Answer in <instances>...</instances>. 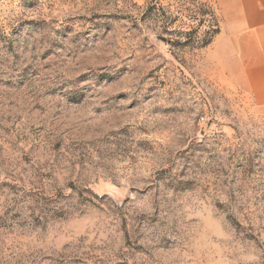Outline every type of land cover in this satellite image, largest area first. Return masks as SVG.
<instances>
[{
  "label": "rangeland",
  "instance_id": "rangeland-1",
  "mask_svg": "<svg viewBox=\"0 0 264 264\" xmlns=\"http://www.w3.org/2000/svg\"><path fill=\"white\" fill-rule=\"evenodd\" d=\"M262 25L264 0H0V264H264L237 79Z\"/></svg>",
  "mask_w": 264,
  "mask_h": 264
},
{
  "label": "crops",
  "instance_id": "crops-1",
  "mask_svg": "<svg viewBox=\"0 0 264 264\" xmlns=\"http://www.w3.org/2000/svg\"><path fill=\"white\" fill-rule=\"evenodd\" d=\"M262 26L264 27V25H262ZM250 27L258 28V27H261V25H260L259 21H257V22L252 21L250 23ZM260 32L261 31H258V29H256L250 35L257 37L258 33H260ZM262 32H264V29L262 30ZM240 38H238V40ZM238 40H237V42H238ZM238 48H239L240 53L242 51H244V47L242 46V44H239ZM260 56H261L260 59L258 57L257 59H255L252 62L253 66L250 67L251 73L249 74L250 80L248 81V79H246V78L244 79L243 77L241 79H239V78H237V79L240 83H242L244 85V88L253 89V91L259 95L258 97L264 100V52ZM244 65H245V63H244Z\"/></svg>",
  "mask_w": 264,
  "mask_h": 264
}]
</instances>
